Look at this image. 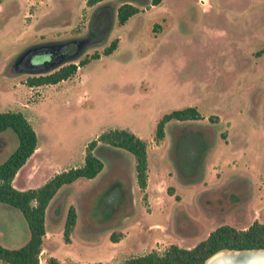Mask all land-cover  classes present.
Wrapping results in <instances>:
<instances>
[{"label":"rangeland","instance_id":"1","mask_svg":"<svg viewBox=\"0 0 264 264\" xmlns=\"http://www.w3.org/2000/svg\"><path fill=\"white\" fill-rule=\"evenodd\" d=\"M112 7L115 13L116 4ZM93 8L85 0H0V112L20 111L38 145L15 173L14 187L35 188L55 172L80 166L86 143L105 129H128L146 142L147 190L136 185L133 157L122 152L126 181L115 177L110 184L113 195L124 185L110 212L103 214V197L109 195L99 184L110 167L105 158L94 178L57 190L52 199L65 192L66 200L58 217L48 212L52 199L45 208L47 238L38 264H48L51 256L64 264H117L170 244L190 248L219 224L241 229L254 220L264 222V0H161L122 25L113 14L103 42L96 43L87 34ZM82 37L91 43L74 59L39 73L26 71L22 54L27 49ZM115 38V50L101 55ZM95 52L99 58L77 65L64 80L39 86L25 82ZM12 61L17 70L10 68ZM184 106H195L202 118L167 121L156 143L153 131L160 116ZM210 115L217 121H209ZM180 125L206 128L210 135L197 161L199 176L186 183L169 156ZM6 131L11 134L0 136V161L16 145L15 135ZM187 149L177 150L187 157ZM238 181H244L246 192ZM96 183L104 193L95 198ZM232 184L236 203L221 211L211 200L207 208L201 204V196H223ZM69 205L76 220L65 243ZM112 232L117 242L109 240ZM28 234L21 212L0 203V244L18 248Z\"/></svg>","mask_w":264,"mask_h":264},{"label":"trees","instance_id":"2","mask_svg":"<svg viewBox=\"0 0 264 264\" xmlns=\"http://www.w3.org/2000/svg\"><path fill=\"white\" fill-rule=\"evenodd\" d=\"M113 2L110 4L106 0H85L86 6L94 5L87 28L88 37L92 42L96 43L103 40L110 29L113 14H115L117 25H122L130 16L139 11V7L155 6L161 0H113ZM112 4H116L115 13H113ZM117 42L116 38L112 39L102 49L101 55H108L115 50ZM97 58H99V54L95 52L87 58L84 57L78 60L77 64L71 62L64 64L49 73L28 77L25 82L28 86L54 84L73 75L77 65H85L90 59ZM201 118L202 116L195 106L172 109L162 114L157 120L153 131V140L158 143L163 139L164 124L171 119L183 122ZM217 119L214 115L208 117L209 121H217ZM177 128L172 139L169 156L180 180L185 183L191 182L199 176L200 171L197 161L209 145L210 135L206 128L197 129L186 125H180ZM6 130H10L15 135L16 145L0 161V203L12 206L21 212L29 234L27 241L18 248H7L0 244V263L2 264H38V255L45 234L44 212L47 204L61 186L81 179H92L98 175L103 168L101 158H105L108 166H110L107 169V173L110 172L109 181L105 179L106 173L99 183L106 188L105 192L109 195L108 198L103 197V205L106 208L103 214L110 212L109 209L117 202V198L121 196L124 189V185L120 186L119 189L115 190L116 194L113 195L110 188V184L115 177L126 181L125 165L127 161L122 152L133 157L135 182L138 188L144 190L146 186V142L128 129L109 128L101 131L94 139L86 143L83 150V162L80 166L56 172L38 187L19 190L12 185V180L17 170L37 147V136L20 111L0 112V136L11 134ZM182 145H186V147L188 145L187 152L189 151V156L182 157L179 154L177 149ZM120 166L122 167L119 168ZM113 168L118 169V171L113 170ZM237 183L240 184L239 189L243 188L242 193L246 192L244 181H238ZM99 184L96 183L98 186H95V198L104 193L101 189V191L98 190L101 187ZM233 186L234 184H232V189L228 190L223 196L217 192L201 196V204L207 208V201L211 200L212 205L214 204V207L219 211L228 208L232 203H236V199H238ZM166 191L169 195L173 194L171 187H167ZM65 200V192L52 199L48 211L51 217H58L61 214ZM92 207L93 204L91 209ZM86 213L88 214V210ZM90 213L92 214V212ZM75 220L76 209L73 205H69L62 227V239L65 243L70 242V234ZM109 240L117 242L118 234L110 233ZM259 251L264 252V222L254 220L247 227L241 229L227 224H219L204 239L190 248L170 244L161 252L150 250L141 255L130 256L117 264H203L211 255H215L217 252L244 253ZM46 262L48 264H64L52 257H48Z\"/></svg>","mask_w":264,"mask_h":264},{"label":"flooded vegetation","instance_id":"3","mask_svg":"<svg viewBox=\"0 0 264 264\" xmlns=\"http://www.w3.org/2000/svg\"><path fill=\"white\" fill-rule=\"evenodd\" d=\"M49 44H54L55 46L49 49L34 51L25 57V63H23V65L25 66L26 71H38L39 73L46 70L50 66L53 67L55 63L72 54L76 50L77 46V43L74 41V39H67L65 41L63 40L58 42L54 41ZM36 56H38L39 60L33 62L32 60ZM12 62L10 64V68L14 67L17 70V61H14L13 63Z\"/></svg>","mask_w":264,"mask_h":264},{"label":"bare ground","instance_id":"4","mask_svg":"<svg viewBox=\"0 0 264 264\" xmlns=\"http://www.w3.org/2000/svg\"><path fill=\"white\" fill-rule=\"evenodd\" d=\"M227 259L232 263L237 264H264V252H234V253H224L220 252L212 256L206 264H214L217 261H221L222 259Z\"/></svg>","mask_w":264,"mask_h":264},{"label":"water","instance_id":"5","mask_svg":"<svg viewBox=\"0 0 264 264\" xmlns=\"http://www.w3.org/2000/svg\"><path fill=\"white\" fill-rule=\"evenodd\" d=\"M74 41H76V43H77L76 50L72 54H70L69 56L63 58L61 61L55 63L53 66L59 65L60 63L66 61V60L74 59L86 47V45H88V44L91 43V41L88 40L87 37H82V38L74 39ZM54 46H55L54 44H42V45H39L37 47H31V48L27 49V51H25L22 54V56H23V58H25L26 56H28L30 53H32L34 51H38V50H42V49H49V48H53ZM51 67L52 66H50L49 68H51ZM49 68H47V69H49ZM213 255H211L208 259H210ZM214 264H237V263H232L231 261H228L225 258V259H222L221 261H217Z\"/></svg>","mask_w":264,"mask_h":264},{"label":"crops","instance_id":"6","mask_svg":"<svg viewBox=\"0 0 264 264\" xmlns=\"http://www.w3.org/2000/svg\"><path fill=\"white\" fill-rule=\"evenodd\" d=\"M142 9H146L145 7H139V11L140 10H142ZM38 148V145H37V147L35 148V150L34 151H36V149ZM33 151V152H34ZM35 153V152H34ZM65 169H67V168H65ZM17 172H18V170H17ZM56 173V172H55ZM12 182H13V180H12ZM12 185H13V183H12ZM14 186V185H13ZM16 188V187H15ZM19 190H21V189H19ZM147 189L145 188V191H146ZM47 238V236L44 234V236H43V238H42V243H41V250H40V252H39V255H38V259L40 258L39 256L44 252V250H45V246H44V240ZM52 257V256H51ZM48 258V257H47ZM52 258H54V257H52ZM46 261V260H45ZM59 261V260H58ZM40 262V261H39ZM60 262V261H59Z\"/></svg>","mask_w":264,"mask_h":264}]
</instances>
